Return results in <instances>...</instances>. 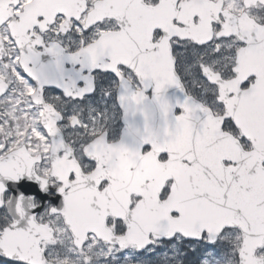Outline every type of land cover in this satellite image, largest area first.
Here are the masks:
<instances>
[{"label": "snow or ice", "instance_id": "1", "mask_svg": "<svg viewBox=\"0 0 264 264\" xmlns=\"http://www.w3.org/2000/svg\"><path fill=\"white\" fill-rule=\"evenodd\" d=\"M0 264H264V0H0Z\"/></svg>", "mask_w": 264, "mask_h": 264}]
</instances>
